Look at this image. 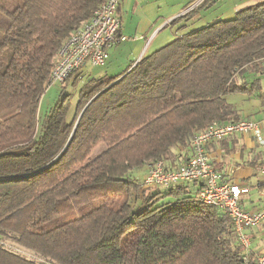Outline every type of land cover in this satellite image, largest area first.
I'll return each mask as SVG.
<instances>
[{"label": "trees", "instance_id": "1", "mask_svg": "<svg viewBox=\"0 0 264 264\" xmlns=\"http://www.w3.org/2000/svg\"><path fill=\"white\" fill-rule=\"evenodd\" d=\"M2 1L0 264H243L230 218L197 199V182L143 187L138 171L178 166L176 147L240 119L225 95L263 67L264 0L89 79L74 107L58 96L42 118L59 48L105 0Z\"/></svg>", "mask_w": 264, "mask_h": 264}, {"label": "crops", "instance_id": "2", "mask_svg": "<svg viewBox=\"0 0 264 264\" xmlns=\"http://www.w3.org/2000/svg\"><path fill=\"white\" fill-rule=\"evenodd\" d=\"M199 1L122 0L118 5V14L120 32L126 39L108 49L107 61L103 66H98L101 71L95 73L97 77H112L123 72L142 56L154 52L178 36L182 27H176V23H184L181 18L183 14ZM261 1L209 0L198 9L193 19L197 22L193 24L207 26L218 20L231 19L237 10ZM86 64L72 76L74 80L87 72L82 71ZM262 65L258 71L248 68L241 80L244 90H234L225 95L227 103L234 106L240 119L261 123L260 140L250 133H236L205 144L209 160L219 172L220 179L248 187L246 192L241 193L239 202L241 208L247 211L259 210L264 204V174L257 170L259 165L264 164V62ZM174 152L179 154L173 159L175 166L191 153L189 146L176 147ZM197 186L191 188L196 190ZM244 232L251 242L249 255L253 259L264 252V218L259 226L247 227Z\"/></svg>", "mask_w": 264, "mask_h": 264}, {"label": "built area", "instance_id": "3", "mask_svg": "<svg viewBox=\"0 0 264 264\" xmlns=\"http://www.w3.org/2000/svg\"><path fill=\"white\" fill-rule=\"evenodd\" d=\"M122 0H105L93 16L82 23L63 42L58 59L50 71L49 83H63L71 78L84 64L103 66L108 49L126 39L120 32L121 20L118 5ZM194 6L189 7L186 12ZM236 133H250L260 140L261 123L251 119H239L214 123L193 136L188 146L189 156L174 168H165L161 160L147 167L142 176L143 187L169 186L182 182H197V199L223 210L231 220L237 240L242 247L243 264H264V252L250 257L251 242L244 230L259 226L264 218V204L259 210L247 211L240 206V195L248 190L245 185L226 182L209 160L205 144L210 140L224 139ZM257 170L264 174V164Z\"/></svg>", "mask_w": 264, "mask_h": 264}, {"label": "rangeland", "instance_id": "4", "mask_svg": "<svg viewBox=\"0 0 264 264\" xmlns=\"http://www.w3.org/2000/svg\"><path fill=\"white\" fill-rule=\"evenodd\" d=\"M21 0H3L2 1V5L5 8H11L15 5H17ZM202 0H200L198 3H196V5L200 4ZM197 21H193L191 20L189 23V25L186 28H181L180 32L178 35H181L185 32H188L189 30L192 29H197L199 27H201V25H196L194 26L193 23H196ZM182 23L178 22L176 23V27L178 25H182ZM82 71H87L86 73H84L82 76L78 77L76 80H74L73 77L69 78L67 81L63 82V83H54L48 86V88L45 90V92L43 93L40 102H39V106H38V116L39 118H42L45 113L48 111V109L53 106L55 104V102L57 101V99L59 98L58 96H62L64 94H69L70 100H71V105L72 107H74V105L76 104L77 100H78V94H79V90L81 88V86L87 82L90 78H96L98 76V74L95 73H100V67L98 66H91L89 64H86L84 69ZM89 74V75H88ZM111 75V74H108ZM147 168L144 167V169H140L138 171V175H139V179L140 182L142 180V176L144 175V173L146 172ZM142 188V186H140ZM143 189V188H142ZM134 193V192H133ZM120 196H124L123 193H120ZM135 194V193H134ZM141 190L138 191V197L141 198V196L143 197L144 195H140ZM144 198V197H143ZM164 198V197H163ZM162 200H169V197H166ZM161 200V201H162ZM138 202V201H137ZM137 202L135 203V206L137 204ZM78 215V213H76Z\"/></svg>", "mask_w": 264, "mask_h": 264}]
</instances>
